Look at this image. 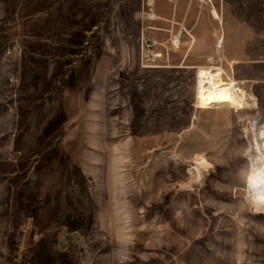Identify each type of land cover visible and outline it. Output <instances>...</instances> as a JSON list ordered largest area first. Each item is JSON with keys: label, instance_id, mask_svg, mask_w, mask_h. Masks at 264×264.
I'll list each match as a JSON object with an SVG mask.
<instances>
[{"label": "rangeland", "instance_id": "1", "mask_svg": "<svg viewBox=\"0 0 264 264\" xmlns=\"http://www.w3.org/2000/svg\"><path fill=\"white\" fill-rule=\"evenodd\" d=\"M210 1L0 0V264H264V0Z\"/></svg>", "mask_w": 264, "mask_h": 264}, {"label": "bare ground", "instance_id": "2", "mask_svg": "<svg viewBox=\"0 0 264 264\" xmlns=\"http://www.w3.org/2000/svg\"><path fill=\"white\" fill-rule=\"evenodd\" d=\"M173 41V40H172ZM174 48H179V40L173 41ZM199 95H202L203 102L220 105H236V101L230 92V87H221L213 79L209 70L199 71ZM240 91L237 87L236 93ZM240 96L242 95L239 92ZM255 103L248 105L253 108ZM258 129V122L251 125L252 142L248 147L249 175L246 182V200L256 211L264 212V124ZM204 160V159H203ZM195 162L197 179L201 177V170L208 167L207 161ZM206 161V162H205Z\"/></svg>", "mask_w": 264, "mask_h": 264}, {"label": "crops", "instance_id": "3", "mask_svg": "<svg viewBox=\"0 0 264 264\" xmlns=\"http://www.w3.org/2000/svg\"><path fill=\"white\" fill-rule=\"evenodd\" d=\"M230 34H231V38H228V37L224 38V43H223L224 50H229V51L234 50L237 54L239 52L241 56L243 57V52L245 50V47H244L245 39H244L243 31L239 30L238 26H236L235 30L232 31ZM233 35H235V37ZM231 62H234V64H237V62L235 61H231Z\"/></svg>", "mask_w": 264, "mask_h": 264}, {"label": "built area", "instance_id": "4", "mask_svg": "<svg viewBox=\"0 0 264 264\" xmlns=\"http://www.w3.org/2000/svg\"><path fill=\"white\" fill-rule=\"evenodd\" d=\"M177 0H168V2L169 3H174V2H176ZM202 3H205V4H211V1L210 0H200ZM217 48H218V50L220 51L221 50V48H222V45H223V42H222V40L221 39H219L218 41H217ZM222 79L225 81V82H229V80H230V77L228 76V75H226L224 72H222ZM236 85H237V87H238V85H242V82L240 81V82H236ZM240 87V86H239Z\"/></svg>", "mask_w": 264, "mask_h": 264}]
</instances>
